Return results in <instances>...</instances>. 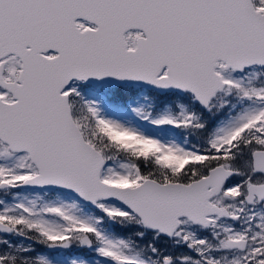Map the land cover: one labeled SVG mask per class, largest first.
<instances>
[{
    "label": "snow or ice",
    "instance_id": "snow-or-ice-1",
    "mask_svg": "<svg viewBox=\"0 0 264 264\" xmlns=\"http://www.w3.org/2000/svg\"><path fill=\"white\" fill-rule=\"evenodd\" d=\"M0 264H264V0H0Z\"/></svg>",
    "mask_w": 264,
    "mask_h": 264
}]
</instances>
